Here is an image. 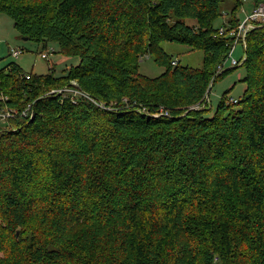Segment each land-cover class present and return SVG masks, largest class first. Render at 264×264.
<instances>
[{"label":"trees","instance_id":"1","mask_svg":"<svg viewBox=\"0 0 264 264\" xmlns=\"http://www.w3.org/2000/svg\"><path fill=\"white\" fill-rule=\"evenodd\" d=\"M225 1L0 0L23 39L76 62L30 81L0 68L12 104L35 110L0 126V264H264V27L238 102L190 110L234 70L218 73ZM167 41L203 51V67L173 65ZM145 56L159 77L140 73ZM72 81L106 108L47 95Z\"/></svg>","mask_w":264,"mask_h":264},{"label":"rangeland","instance_id":"2","mask_svg":"<svg viewBox=\"0 0 264 264\" xmlns=\"http://www.w3.org/2000/svg\"><path fill=\"white\" fill-rule=\"evenodd\" d=\"M244 5L247 11H250L252 8L251 2ZM233 7L234 2L232 0L225 1L222 5L224 15L215 23L216 27H222L225 21L231 17L230 13ZM242 16L240 12L239 18H242ZM161 45L166 53L173 57L182 67L201 69L204 65L205 53L203 51L194 50L190 46L168 41L162 42ZM12 49H22L24 53L18 59H15L11 55ZM53 51H55V53H53ZM56 52H59L58 46L56 45L50 44L48 49L45 50L44 44H37L23 39L14 29L12 19L5 14L0 15V68L10 63H16L21 67L22 71L27 74L48 75L54 73L56 75H61L66 73L72 66L76 65V62L64 59ZM44 54H48V58H45ZM243 56H245V50L243 45H240L236 49L235 58L241 59ZM229 69L234 70L222 76L211 88V115L218 109L223 96H226L229 103V101L231 102L233 99L239 100L246 91V84L241 82L242 77L245 75L244 68L241 66L232 68L231 65H228L226 71ZM163 72L164 68L160 67L155 62L154 57L145 56L141 58V74L150 78H156ZM0 126L5 127L6 123L0 120Z\"/></svg>","mask_w":264,"mask_h":264},{"label":"built area","instance_id":"3","mask_svg":"<svg viewBox=\"0 0 264 264\" xmlns=\"http://www.w3.org/2000/svg\"><path fill=\"white\" fill-rule=\"evenodd\" d=\"M244 4L251 2L252 8L247 11L245 5L241 8L242 18L239 20V24L234 29L228 30L226 27H221L220 34L224 35L228 32V36L232 39V45L228 54V58L218 67V73H223L226 71L228 65L232 68L240 67L244 64L246 60V49H247V38L254 30L264 27V1L256 2V0H243ZM243 45L245 50V56L241 59L235 58L236 49L238 46ZM54 52V51H53ZM22 49H12L11 55L13 58L18 59L23 54ZM45 58H48V54H44ZM178 62L175 61L173 65H177ZM12 71V69H8ZM20 76L26 81L31 80V74L22 73ZM1 83V82H0ZM211 91V89H210ZM210 91L205 95V97L196 105L190 108V110L203 111L206 109H212L210 101ZM49 96H61L62 100L69 99L74 104H76L80 99H87L98 105L99 107L106 108L104 104L98 103L94 98L87 95L77 81H72L70 86L64 88L54 89L49 92ZM231 102L237 103V100H232ZM162 115H169L168 112L161 111L160 114L154 115V117H159ZM35 117L34 103H28L24 106L14 105L11 102V96L1 89L0 85V120L6 123V128L15 130L10 125L12 120H27L31 121Z\"/></svg>","mask_w":264,"mask_h":264},{"label":"bare ground","instance_id":"4","mask_svg":"<svg viewBox=\"0 0 264 264\" xmlns=\"http://www.w3.org/2000/svg\"><path fill=\"white\" fill-rule=\"evenodd\" d=\"M81 89V88H80ZM54 90V89H53ZM82 90V89H81ZM52 91V90H51ZM50 91V92H51ZM87 94V93H86ZM48 96H49V93L47 94ZM87 95H89V94H87ZM90 96V95H89ZM91 97V96H90ZM97 101V100H96ZM98 103H99V101H98ZM98 106V105H97ZM110 106H112V105H110ZM102 108V107H101ZM105 109V108H104ZM24 121V120H23Z\"/></svg>","mask_w":264,"mask_h":264},{"label":"water","instance_id":"5","mask_svg":"<svg viewBox=\"0 0 264 264\" xmlns=\"http://www.w3.org/2000/svg\"><path fill=\"white\" fill-rule=\"evenodd\" d=\"M25 40H27V39H25Z\"/></svg>","mask_w":264,"mask_h":264}]
</instances>
